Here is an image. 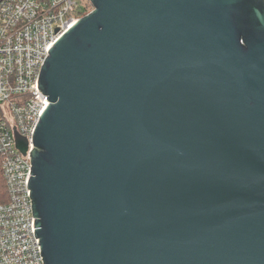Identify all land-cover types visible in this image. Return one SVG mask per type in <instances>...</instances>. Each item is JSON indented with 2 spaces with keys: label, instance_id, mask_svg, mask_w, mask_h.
<instances>
[{
  "label": "water",
  "instance_id": "water-1",
  "mask_svg": "<svg viewBox=\"0 0 264 264\" xmlns=\"http://www.w3.org/2000/svg\"><path fill=\"white\" fill-rule=\"evenodd\" d=\"M88 1L39 73L43 263L264 264V0Z\"/></svg>",
  "mask_w": 264,
  "mask_h": 264
},
{
  "label": "built area",
  "instance_id": "built-area-1",
  "mask_svg": "<svg viewBox=\"0 0 264 264\" xmlns=\"http://www.w3.org/2000/svg\"><path fill=\"white\" fill-rule=\"evenodd\" d=\"M88 0H0V264H44L30 190L33 131L49 101L39 73L54 42L80 20ZM26 140L25 154L16 137Z\"/></svg>",
  "mask_w": 264,
  "mask_h": 264
},
{
  "label": "trees",
  "instance_id": "trees-1",
  "mask_svg": "<svg viewBox=\"0 0 264 264\" xmlns=\"http://www.w3.org/2000/svg\"><path fill=\"white\" fill-rule=\"evenodd\" d=\"M91 6V4L88 2ZM8 200V194L5 189L4 179L2 178L1 170H0V205L1 203H5Z\"/></svg>",
  "mask_w": 264,
  "mask_h": 264
},
{
  "label": "rangeland",
  "instance_id": "rangeland-1",
  "mask_svg": "<svg viewBox=\"0 0 264 264\" xmlns=\"http://www.w3.org/2000/svg\"><path fill=\"white\" fill-rule=\"evenodd\" d=\"M89 3H90V2H89ZM92 9H93L92 6H90V5L88 4L85 13H89Z\"/></svg>",
  "mask_w": 264,
  "mask_h": 264
}]
</instances>
